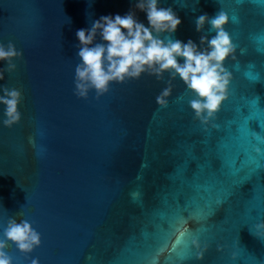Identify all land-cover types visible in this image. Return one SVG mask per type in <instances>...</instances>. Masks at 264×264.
I'll use <instances>...</instances> for the list:
<instances>
[{
	"label": "water",
	"instance_id": "95a60500",
	"mask_svg": "<svg viewBox=\"0 0 264 264\" xmlns=\"http://www.w3.org/2000/svg\"><path fill=\"white\" fill-rule=\"evenodd\" d=\"M134 3L0 0V42L23 53L0 81L22 92L20 123L0 124V231L24 218L41 234L31 254L7 251L15 264H264V240L250 231L264 219V2L161 0L183 41L214 35L196 32L201 14L236 18L228 95L206 127L179 79L168 106L156 105L167 74L74 95L76 30ZM193 236L202 260L191 257Z\"/></svg>",
	"mask_w": 264,
	"mask_h": 264
},
{
	"label": "clouds",
	"instance_id": "9594fccd",
	"mask_svg": "<svg viewBox=\"0 0 264 264\" xmlns=\"http://www.w3.org/2000/svg\"><path fill=\"white\" fill-rule=\"evenodd\" d=\"M136 10L145 14L147 24L137 18ZM235 19L223 11L212 17L199 15L195 20L196 32H204L207 25V31L214 35H201L197 44L191 38L187 41L174 38L182 21L171 7L161 6V0H135L134 7L123 15H101L89 28L76 30L79 62L74 69V95L86 100L89 93L94 92L99 98L114 83L139 79L145 73L159 81L167 74L169 79L156 96V105L159 108L168 106L172 81L179 79L190 95L188 108L193 118L206 127L214 121L228 95L231 74L225 61L236 58L237 46L227 25ZM22 56L14 43L0 42V62L5 65L0 68V81L5 79V72L16 69L14 61ZM21 99L20 89L0 85V106H3L0 124L4 127L20 123ZM29 143H33L31 137ZM256 151L261 150L257 148ZM250 231L264 240V219L253 224ZM40 244L41 234L29 220L9 218L0 231V264H15L7 251L10 245L27 256ZM190 246L191 257L202 260L206 246H202L199 237H191ZM30 264H40V261L32 258Z\"/></svg>",
	"mask_w": 264,
	"mask_h": 264
},
{
	"label": "snow or ice",
	"instance_id": "6c2138e0",
	"mask_svg": "<svg viewBox=\"0 0 264 264\" xmlns=\"http://www.w3.org/2000/svg\"><path fill=\"white\" fill-rule=\"evenodd\" d=\"M262 2H264V0H262ZM189 227H190L191 230H194V226L193 225L190 224ZM160 264H167V261L166 260H162V261H160Z\"/></svg>",
	"mask_w": 264,
	"mask_h": 264
}]
</instances>
